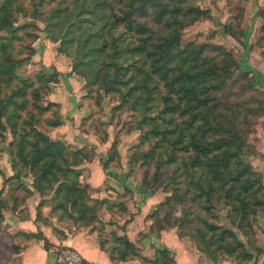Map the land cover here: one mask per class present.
<instances>
[{
  "label": "trees",
  "instance_id": "obj_1",
  "mask_svg": "<svg viewBox=\"0 0 264 264\" xmlns=\"http://www.w3.org/2000/svg\"><path fill=\"white\" fill-rule=\"evenodd\" d=\"M14 1L0 0V134L7 124L11 133L16 134L15 151L10 150L12 159L17 157L21 164L34 169L37 192L50 190L57 182L53 194L63 196L64 200L58 205L69 204L75 210L73 218L82 219L93 206L84 199V188L77 185L81 170L76 165L82 158H88L91 151L85 146L71 150L65 143L40 133L30 122L37 120L36 112L47 111L51 116H46L44 122L49 128L62 124L63 120L55 108L56 102L44 105L40 102L49 92L50 82L56 81L55 76L50 78L43 72L31 77L16 74V68L27 58H15L10 52L13 41L20 37L17 30L22 26L12 23ZM148 6L154 13L156 25H160L156 31L142 19L148 13ZM206 13L193 0H56L44 20L53 26L68 24L66 32L59 37L52 36L60 39L56 50L66 55H70L66 46L72 41L73 29L87 23L79 35L71 70L80 73L88 89L94 86L106 93L116 91L119 103L113 107L131 111L136 127L147 125L141 134L142 140H150V136L156 140L144 151L145 159L158 154L156 147L165 155L155 162L152 177L155 179L160 174L162 166L174 163L177 176L181 175L185 184L184 192L190 193L193 201L200 200L198 204L210 210L218 191L233 212L229 225L201 219L215 239L208 237L205 242L206 231L178 235L190 237L195 248L202 250L213 264L227 258L246 264L253 256L248 249L262 250L256 245L253 226L256 212L264 211V182L260 172L241 158L248 147L247 125L259 109L251 106L253 101L257 102L254 95L236 97L223 110L214 109L216 103L211 102L215 93L230 77L232 69L205 65L199 59L204 50L202 44H181L179 37L183 19L198 18ZM165 27L167 34L165 30L160 33ZM154 33L160 42L153 40ZM27 53H33L31 47ZM4 77L6 83L2 81ZM12 78L15 79L14 89L8 93L4 85ZM30 99L36 111H29L27 120L18 109ZM3 112H6L5 123L1 121ZM174 116L180 119L175 120ZM25 122L30 125L26 127ZM20 127L21 132L17 133ZM115 147L113 140L110 145L113 150L103 166L116 155ZM179 196L177 187L172 188L171 195L152 213L153 219L158 220V211ZM41 204L42 201L36 206L35 220L39 218ZM185 214L174 219L183 222ZM231 224L236 225L240 235L231 229ZM163 227L161 222L158 229L151 223L150 230L158 234ZM34 235L43 240L45 249L49 247L40 232ZM98 239L105 247L106 242ZM108 243L112 244L109 251L113 259H139L143 264L174 262L173 258L166 259L169 251L164 248L155 251L153 260L142 256L124 234H115Z\"/></svg>",
  "mask_w": 264,
  "mask_h": 264
},
{
  "label": "rangeland",
  "instance_id": "obj_2",
  "mask_svg": "<svg viewBox=\"0 0 264 264\" xmlns=\"http://www.w3.org/2000/svg\"><path fill=\"white\" fill-rule=\"evenodd\" d=\"M55 1L43 0L41 3L38 0L14 1L12 23L15 26H22L17 30L20 37L13 41L10 52L15 58H27L16 68L18 76L31 77L32 74L38 72H43L50 78L55 76L56 81L50 82V90L43 99H40V102L43 105L50 101L56 102L55 108L60 111L63 122L70 127L68 138L65 136L66 133L57 134L60 139L50 136V133L55 128L61 127L63 122L56 127L49 128L44 122L46 116H51L49 111L42 114L36 112L37 120L30 122L40 133L65 143L71 150L85 146L91 151V155L86 159L82 158L76 166L81 170L77 185L84 188L83 197L88 205L93 207L88 208L86 217L74 219V208H71L69 204L58 205L64 200L63 196L53 194L57 182L53 184L52 189L43 188L42 193H38L33 182L34 169L21 164L17 157L12 159L10 150L15 151L17 138L15 133H11L7 124L6 129L0 134L1 213L8 212L22 218L28 213L29 208L34 207L36 211V206L42 201L37 221L49 226L58 235L64 231L70 233L83 227L89 228L95 232L97 238L106 242L108 248L112 245L108 242L113 240L115 234L121 235L127 231L128 224L138 210V205L148 200L149 210L143 215L142 222L147 231L153 235L158 236L161 230L172 227L181 235L185 232L196 235L206 231L205 242L208 237L215 239L212 232L203 226L201 219L220 225L232 223L233 212L230 206L224 203L223 195L217 191L210 210L203 209L198 204L200 200L193 201L191 194L184 192L185 184L181 175L177 176L178 170L174 163L162 166L160 174L154 179L152 175L156 166L155 162L164 158L165 155L160 153L161 148L156 147L158 154L145 159L144 151L156 140L151 136L150 140H142L141 134L147 125L136 127V119L131 111L113 107L119 103L116 91L106 93L94 86L88 89L80 73L72 70L69 73L60 72L56 69L53 60L57 56L60 57L65 67L71 68L79 35L84 32L87 23L84 22L81 27L73 29L72 41L66 46L70 55L57 51L56 47L60 44V39L55 40L52 36L62 35L66 32L68 24L62 22L64 23L62 27L61 23L53 26L48 25L44 20ZM193 1L207 13L194 19L189 17L183 19L184 25L179 29L181 44H202L204 50L199 54L201 57L199 59L205 65L232 69L230 77L220 85L215 93V99L211 102L216 103L215 110L217 108L223 110L230 100L236 97L249 98L254 95L257 99V102L253 101L251 106L258 107V114L251 117L247 125L245 139L248 147L241 158L259 171L253 164V156L257 151L255 149L256 139H262L264 136V108L262 109L264 107V0ZM153 17H155L154 13L148 6V13L143 15L142 19L156 31L160 25H156ZM164 30L167 34L168 28L166 27L161 28L160 33ZM153 37L154 41L160 42L161 39L156 33ZM29 47L33 52L31 54L27 53ZM71 73L78 80L76 87H71L66 79ZM13 80L15 79L12 78L11 82L4 85L8 93L14 89ZM2 81L6 83V77L2 78ZM58 85L63 87V92L60 94L63 96L62 100L52 98L54 87ZM30 103L31 99L22 109H18L21 117H26L27 120L29 111H36ZM5 115L6 112L1 113V121L4 123ZM174 119H180V117L174 116ZM24 125L28 127L30 123L25 122ZM72 127H75L79 133L82 132L80 136L85 140L76 139L79 134H74ZM20 132L21 127L17 133ZM113 140L116 143V155L103 166L113 150L110 148ZM174 187H177L180 196L173 198L170 205L158 211L159 222L154 220L152 213L158 210L159 204L165 202L167 195H171V189ZM95 201L100 202L95 203ZM183 212L186 213L182 219L183 222L174 219ZM259 212L264 211H257L256 217ZM167 217H170L168 225V221L165 220ZM256 217L253 226L255 235L257 232ZM160 222L164 227L157 231L158 234L152 232L151 223L158 229L157 225ZM140 225L141 222H138L135 229H139L136 235L138 239L142 236ZM230 227L239 234L236 225L231 224ZM185 237L191 240L195 248L193 240L188 236ZM198 251L208 258L202 250L198 249ZM171 258L173 256L169 251L166 259Z\"/></svg>",
  "mask_w": 264,
  "mask_h": 264
},
{
  "label": "crops",
  "instance_id": "obj_3",
  "mask_svg": "<svg viewBox=\"0 0 264 264\" xmlns=\"http://www.w3.org/2000/svg\"><path fill=\"white\" fill-rule=\"evenodd\" d=\"M53 64L60 72L69 73L71 70L70 67H65L59 56L54 58ZM73 75V73L67 75L66 79L71 87H76L78 80ZM54 89L52 98L62 100L63 96L60 94L63 92V87L58 85ZM72 128L74 134H79L76 139L85 140L80 136V134H83L82 132L79 133L75 127ZM68 131L70 132L69 125L63 122L61 127L55 128L50 133V136L60 139L58 135L66 133L65 136L68 138ZM67 141L71 142L72 140ZM255 149L257 151L253 156V164L261 172L264 182V136L262 139H256ZM149 204L147 200L138 205V210H136L135 215L128 224L127 231L124 233L135 244V248L140 254L154 259L155 251L164 248L172 254L173 264H213L210 259L194 248L191 240L179 236L175 228L170 227L161 230L158 236L147 231L142 218L148 212ZM35 215L34 207L29 208L28 213L22 218L16 214L3 212L0 218V264H54L53 249L59 244L72 246L83 257L95 264H143L139 259L110 258V247H103L95 232L89 228L83 227L70 233L64 231V233L58 235L49 226L42 224L37 219L35 220ZM256 220V245L262 250L254 252L252 249H248L253 256L246 264H264V212L257 213ZM138 222H141L139 228L142 236L140 239L136 238L139 229L135 230ZM35 232H40L46 238L49 247L44 248L43 240L37 238L34 235ZM220 264H237V262L229 258L223 260Z\"/></svg>",
  "mask_w": 264,
  "mask_h": 264
},
{
  "label": "built area",
  "instance_id": "obj_4",
  "mask_svg": "<svg viewBox=\"0 0 264 264\" xmlns=\"http://www.w3.org/2000/svg\"><path fill=\"white\" fill-rule=\"evenodd\" d=\"M54 264H95L83 257L72 246L59 244L53 249Z\"/></svg>",
  "mask_w": 264,
  "mask_h": 264
}]
</instances>
